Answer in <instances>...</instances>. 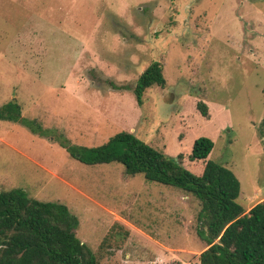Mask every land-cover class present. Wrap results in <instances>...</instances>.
Returning a JSON list of instances; mask_svg holds the SVG:
<instances>
[{
    "label": "rangeland",
    "instance_id": "obj_1",
    "mask_svg": "<svg viewBox=\"0 0 264 264\" xmlns=\"http://www.w3.org/2000/svg\"><path fill=\"white\" fill-rule=\"evenodd\" d=\"M152 62L166 84L139 107ZM11 102L21 119L0 120V192L66 206L99 264H198L195 197L69 150L127 131L199 174L191 147L208 138L247 213L264 199V0H0V107ZM140 230L178 262L158 261Z\"/></svg>",
    "mask_w": 264,
    "mask_h": 264
},
{
    "label": "trees",
    "instance_id": "obj_2",
    "mask_svg": "<svg viewBox=\"0 0 264 264\" xmlns=\"http://www.w3.org/2000/svg\"><path fill=\"white\" fill-rule=\"evenodd\" d=\"M165 84L161 64L152 62L132 89L137 106L147 89ZM197 108L205 115V105ZM20 119L16 102L0 107V120ZM212 149L208 138L193 141L189 161L201 163L199 174L183 168L181 156L174 161L127 131L101 146L69 153L86 165L119 163L128 175L142 174L146 181L195 197L200 204L198 233L207 246L198 255V264H264V199L245 213L236 202L238 179L208 159ZM77 227L76 216L62 204L31 199L19 189L0 192V264H99L76 237Z\"/></svg>",
    "mask_w": 264,
    "mask_h": 264
},
{
    "label": "crops",
    "instance_id": "obj_3",
    "mask_svg": "<svg viewBox=\"0 0 264 264\" xmlns=\"http://www.w3.org/2000/svg\"><path fill=\"white\" fill-rule=\"evenodd\" d=\"M249 211V210H248ZM247 211V212H248ZM141 231V230H140ZM142 233H144L143 231H141ZM144 235L146 237H148L151 240H155L152 243H156V239L155 236L153 235H148L147 233H144ZM156 245H158V247H160L161 250H164V252L161 251H157V259L158 261H163V262H178V258L175 256H172L170 253H174L172 250H165L166 248L161 244V243H156ZM207 248V246H205L200 252L196 253L197 257L198 255L204 251ZM176 252V251H175ZM177 253V252H176Z\"/></svg>",
    "mask_w": 264,
    "mask_h": 264
}]
</instances>
